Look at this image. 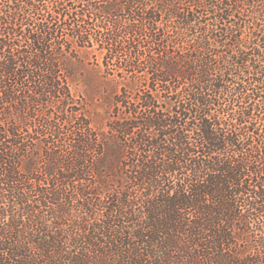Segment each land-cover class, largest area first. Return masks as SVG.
<instances>
[{
    "label": "trees",
    "instance_id": "16d2710c",
    "mask_svg": "<svg viewBox=\"0 0 264 264\" xmlns=\"http://www.w3.org/2000/svg\"><path fill=\"white\" fill-rule=\"evenodd\" d=\"M0 264H264V0H0Z\"/></svg>",
    "mask_w": 264,
    "mask_h": 264
},
{
    "label": "rangeland",
    "instance_id": "374dc122",
    "mask_svg": "<svg viewBox=\"0 0 264 264\" xmlns=\"http://www.w3.org/2000/svg\"><path fill=\"white\" fill-rule=\"evenodd\" d=\"M77 1V0H71ZM78 3V2H77ZM75 3V4H77ZM79 4V3H78ZM41 16H36L34 20H37ZM79 58L86 59L84 66H78V80L73 85V89L76 90L78 93L84 95L86 100L92 105V108L95 109L101 114L99 116V120H97V125L103 126L107 123V115L108 112V95H111V92H108V86L105 83H101L103 80V69L104 65L102 62V55H100L99 50H95L90 54L84 52L83 49H80ZM94 50V48L92 49ZM98 54V55H97ZM99 58V60L97 59ZM98 63L100 65H98ZM100 96L103 98V101L99 102L100 105H96V98Z\"/></svg>",
    "mask_w": 264,
    "mask_h": 264
}]
</instances>
